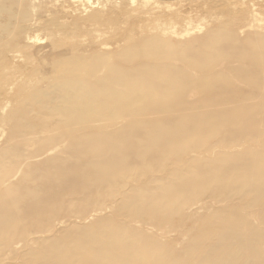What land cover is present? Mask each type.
<instances>
[{
	"label": "bare ground",
	"instance_id": "1",
	"mask_svg": "<svg viewBox=\"0 0 264 264\" xmlns=\"http://www.w3.org/2000/svg\"><path fill=\"white\" fill-rule=\"evenodd\" d=\"M202 1L223 29L173 42L188 3L146 0L165 13L118 32V51L103 35L40 57L3 25L0 65L19 76H0V109L17 107L1 119L0 264H264V25L242 37L246 0ZM179 217L182 246L151 231Z\"/></svg>",
	"mask_w": 264,
	"mask_h": 264
},
{
	"label": "rangeland",
	"instance_id": "2",
	"mask_svg": "<svg viewBox=\"0 0 264 264\" xmlns=\"http://www.w3.org/2000/svg\"><path fill=\"white\" fill-rule=\"evenodd\" d=\"M19 1L20 0H0V37L4 33V32H2V27H3V25L5 26L7 23L8 24L5 27L7 28L8 34L10 33V35H12V36H15L16 33L20 29L23 28L24 29L22 32L23 36L31 37L33 40L29 44L28 52L34 53L37 56L39 55V53H41L42 55L40 54L39 55L40 57L53 54V52H51V51H53L52 50V45H53L52 43H54L55 40H59L62 45L71 44L72 42H75V43H78L79 45L92 46V47L99 49L100 47H102L101 45L105 44L101 40L102 36L103 35L105 36V34H106V36L105 37L103 36V38H106V39L108 38L107 39L108 41H106V43H111L115 39L119 40L118 44L110 46V51L122 50L125 47V43L120 40V37L117 35L118 32H120V31L124 32V31L129 30L132 27L131 25H133L134 23H143V22L144 23H147V22L150 23L152 21L153 22L160 21L161 18L159 17V15H161L162 13H165V9L162 8L160 10L155 11V13L152 11L151 14H150L151 11H147L148 13L145 15L146 12L144 11V8H145V10L147 8L144 7L143 5H146L145 4L146 0L145 1L142 0L143 2L141 0H132V1L131 0H125V1H123V0H109V1L108 0H91L90 4L86 3L84 0H69V1L68 0H32V1L31 0H21L23 3L20 2V4H19ZM57 1L59 3H57ZM150 1L152 2V0H150ZM153 1L154 2H152V4L154 3V5H156L157 4L156 2H158V0H153ZM191 1H193V2H191ZM200 1H198V0H195V1L194 0H182L181 3L185 2L188 4L184 3L185 4L184 7H183V5H181V7H180V5L177 4V6L174 7L179 11V13H180L179 15H181L182 18H185L187 21L186 22L182 21L179 23H172V24L166 23L167 25H165V26H167V27H164V30H166L165 31V33H166L165 37L172 40L173 42H184V41H187V40L192 39L194 37H198L199 34L201 36H204L203 34H205V33L208 34L211 31H214V30L218 31L219 29L224 28V26H225L224 24L226 23V21L229 18L228 15H216V14L212 13L208 9V7L203 4L204 1H202V0H200ZM63 3L65 5H63ZM246 3L249 6V9L243 8V10L246 11L244 19L239 20V23H233L234 24V30L236 32H238V34L242 37L246 36L247 33H249L250 31L257 30V29L259 30L260 28L262 29V27H259V26L264 25V23H263L264 21H262L264 19H261L262 14L264 15V11H263L264 0H246ZM251 4H253L254 6L251 7L250 6ZM20 6H22V7H20ZM61 6H62V9H61ZM89 6H91V8H89V9L86 8ZM131 6H133L134 8ZM161 7H162V5H161ZM254 7H256V8L258 7V8L255 9ZM63 8H64V10H63ZM65 9L67 12H65ZM84 9H86V10H84ZM127 9H130V10H127ZM134 9H135V11H134ZM260 9H262V10H260ZM8 10H9V13L7 12ZM133 11L135 13L137 12L136 14L140 13L141 11H144L145 13L141 12L142 14L140 13V15H136V17H134L135 13ZM127 12H130L131 15L134 13V15H133V17H131L130 21L128 20V16L130 13L128 14ZM256 12L258 13V15H259V13H261L258 16L259 18L261 17L260 19L258 17L256 18V16H257ZM94 13H97L96 17L93 16V15H95ZM153 13H154V16L152 15ZM127 14H128V16H127ZM210 14H214V15H210ZM250 14H251V16H250ZM23 15H25V16H23ZM148 15H151L150 17L153 20L150 18H147ZM183 15H185V17ZM16 16H17V18H16ZM186 16H188V17H186ZM100 17L102 18V20H100L101 19ZM10 18H13V19L10 20ZM117 18L119 20H115ZM126 18H127L126 24L129 21V23H128L129 25L127 24V26L125 25V26L120 27L121 22H123L121 24V25H123L125 23ZM254 18L256 21L254 20ZM263 18H264V16H263ZM110 19H112V20H110ZM202 19H203V21H202ZM111 21H114V24H111L110 23ZM257 21L260 23H258ZM63 22H64V24H63ZM104 22H106V24ZM37 23H38V26H37ZM98 25L100 26V28H97V29L98 30L101 29L100 30V32L102 31L101 33L99 31H97V29H96V26H98ZM253 25H254V27H252ZM255 25H256V27L259 25L257 27V29H256ZM110 26H113V27H110ZM117 26H119L121 29ZM163 26L164 25H162V28H163ZM187 26H188V28H187ZM248 26H249L248 29H250V30H247ZM108 27L113 28V29H115V27H117L119 29V31H118V29H117V32L115 30L111 29L112 32H110L111 30L108 29ZM251 27L253 28V30H251L252 29ZM45 28L47 29V32H46ZM92 29H94V31ZM245 29H246V32H244ZM95 30L97 32H99V34H98L99 36L97 34L94 35L95 33H93V32H95ZM103 32H104V34H103ZM89 33H90V36H89ZM85 34H88V36ZM100 34H101V36H100ZM4 35H5V33H4ZM99 37H100V39H98ZM111 37H113V38L111 39ZM66 38H68V39H66ZM106 39H103V40H106ZM180 39H182V41ZM96 40L98 42H96ZM99 40H100V42L102 41L101 45H99L100 44ZM48 43H49V47H47ZM9 55H12V54L10 53ZM37 56H36V58H37ZM21 60H22V62H25V58H23ZM0 62H1V64L3 63L2 58H0ZM30 63H31L30 67H32V68H34L35 66H38V64H39L38 60L37 61L34 60ZM2 66L0 65V67H2ZM3 67L4 68H0V76H5V75L6 76H13V75L19 76V73L13 74V73H15L16 66L10 67L8 65H6V66L4 65ZM0 87L6 88L7 85L1 86V84H0ZM8 106L4 110L0 109V150L6 145V141L9 138L8 127L6 124L1 122V119H3L4 117H6V118L10 117L11 113H13L17 108L14 104L13 105L8 104ZM11 163H10V166H11ZM18 168H19V166H17L16 169H18ZM205 206H207V205H205ZM207 213H211V210L207 211ZM171 223H172L171 226H175L176 228L172 229V228H170L171 226L170 225L168 226L166 223V226L164 224L161 227L152 229L151 231L153 233L157 234L159 237H161L162 240H164V241L171 242L177 246H182L185 243V241L187 240V237L182 235V233H179V232L187 230L189 227L191 228L192 223L190 222L189 219L184 220L183 218H180V217L179 218H173ZM180 234L182 237L180 236Z\"/></svg>",
	"mask_w": 264,
	"mask_h": 264
}]
</instances>
